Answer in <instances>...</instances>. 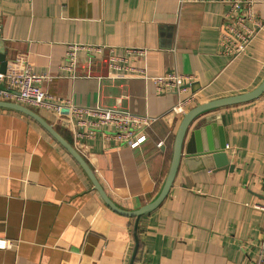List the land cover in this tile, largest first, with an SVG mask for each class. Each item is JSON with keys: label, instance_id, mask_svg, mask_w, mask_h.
<instances>
[{"label": "crops", "instance_id": "obj_1", "mask_svg": "<svg viewBox=\"0 0 264 264\" xmlns=\"http://www.w3.org/2000/svg\"><path fill=\"white\" fill-rule=\"evenodd\" d=\"M253 3L264 22V0ZM228 8L222 0H0V52L50 75L41 87L55 99L152 118L145 140L130 147L109 129L79 125L69 109L30 107L76 149L117 207L135 210L166 178L183 115L172 107L244 93L264 79V24L233 60L219 51ZM67 43L103 50L78 52L67 69ZM171 70L188 79L178 92H159L153 77ZM218 128L225 145L210 163L232 168L182 159L164 200L135 228V217L107 206L36 121L0 107V264H264V211L255 207L264 199V92L196 116L183 150L194 131L200 144L218 143Z\"/></svg>", "mask_w": 264, "mask_h": 264}, {"label": "built area", "instance_id": "obj_2", "mask_svg": "<svg viewBox=\"0 0 264 264\" xmlns=\"http://www.w3.org/2000/svg\"><path fill=\"white\" fill-rule=\"evenodd\" d=\"M222 1H225L229 8L225 13V21L219 28L218 48L221 53L233 60L244 53L264 22L256 13L253 0ZM124 49L135 54L145 52V49L140 48L125 47ZM102 50V45L67 43L64 67L71 69L78 52L94 55ZM50 77V75L44 73L34 72L24 57L6 62L5 70H0V100L54 112L69 109L79 125L87 126L91 131L109 129L113 132L114 138L128 144L130 147H135L145 140L144 129L152 118L115 109L80 107L66 100L55 99L41 87V82L50 79ZM153 79L159 92H170L172 90L178 92L188 77L171 70L153 77ZM191 101L192 99L188 98L181 99L171 110L183 114L187 110L186 106ZM84 115H90L93 119L86 121ZM260 182L264 195V178ZM255 207L264 211V199L262 202L256 203ZM10 246V241L4 242V247Z\"/></svg>", "mask_w": 264, "mask_h": 264}, {"label": "water", "instance_id": "obj_3", "mask_svg": "<svg viewBox=\"0 0 264 264\" xmlns=\"http://www.w3.org/2000/svg\"><path fill=\"white\" fill-rule=\"evenodd\" d=\"M5 64H6L5 56L3 53L0 52V70L1 71L5 70ZM263 92H264V79L260 82L259 85H257L254 89L250 91L214 98L209 101L199 103L193 106L192 108L188 109L187 111H185L180 119V122L178 124L177 130L174 135L170 165L168 168L166 178L164 180V183L159 193L152 201L142 205L141 207L135 210L121 209L117 207L109 199V197L106 195L103 188L101 187V185L98 183L97 179L95 178L90 167L86 164V162L81 157V155L41 115H39L33 109L26 107L22 104L16 103V102L0 100V107L16 110L30 117L34 121H36L47 133H49V135H51L53 139H55V141H57L64 149H66V151L76 160V162L84 170V172L90 179L93 187L97 190L100 197L103 199V201L106 203L107 206H109L111 209H113L114 211L118 213L135 217V228H136L139 218L153 211L164 200V198L166 197V195L168 194L170 190V187L172 186L179 163L182 159L187 164V166L189 163H192L195 158H198L199 161H202L201 157H204L205 158L204 166L205 168L207 167L210 170H215L216 168H224V169L232 168L231 166L230 167L226 166L225 165L226 162L223 164L217 165L215 167H212L210 163V160H212L211 158L212 154L213 156H221L220 155L221 151L223 152L222 149L225 145V142L223 140L220 128H218L219 130V142L218 143L215 142L214 144H211V142H209L207 145L205 144L202 145L200 144V139L198 138L199 136L198 134L200 133V131H194L190 135V138L188 140V143L186 144L185 150H183L184 137L186 135V132L188 130V127L191 121L196 116H198L199 114L207 110L247 102V101L257 98ZM214 127L215 125L214 123H212L211 126H208L205 129L206 131H208V129H211V128L214 129ZM199 165H202V164H199ZM137 247H138V239L135 235V246H134L133 255L135 254Z\"/></svg>", "mask_w": 264, "mask_h": 264}]
</instances>
